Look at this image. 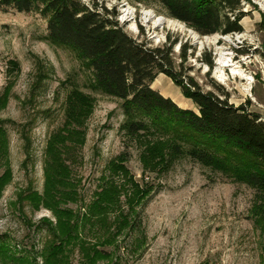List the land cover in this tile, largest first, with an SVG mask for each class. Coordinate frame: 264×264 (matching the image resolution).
Segmentation results:
<instances>
[{
  "label": "rangeland",
  "instance_id": "obj_1",
  "mask_svg": "<svg viewBox=\"0 0 264 264\" xmlns=\"http://www.w3.org/2000/svg\"><path fill=\"white\" fill-rule=\"evenodd\" d=\"M81 2L90 8L97 4L103 13L115 10L117 16L108 18L117 20L137 42L172 48L175 72H181L185 82L191 77L204 92L221 97L227 93L230 104L245 105L264 119V0H241L237 13L244 14L242 32L213 36H201L172 19L157 0ZM127 8L132 16L125 13ZM146 12L155 19L147 21ZM159 18L165 23L156 24ZM47 25L38 12L0 10V123L7 130L0 144V239L17 256H30L43 264L41 252L52 238L44 220L55 222V218L42 206L35 210L24 196L43 192L47 142L56 132L65 136L67 97L78 88L94 101L83 125V143L77 146L65 139L58 150L80 200L65 208L83 215L82 207L112 178L110 162L122 154L128 156L125 165L130 175L146 192L133 207L135 230H125L114 245L100 247L111 257L97 264H264V213L258 210L257 192L188 157L171 165L144 163L139 145L119 132L124 120L121 101L90 88L91 73L76 54L46 41ZM194 34L203 45L194 41ZM229 37L232 43L225 40ZM184 47L187 59L182 62ZM222 48L247 80L235 76L233 67L225 68V81L216 75ZM205 58L212 60V68ZM151 87L179 107L198 113L167 76L160 74ZM121 200V215L129 214V205L125 198ZM100 227L93 228L99 230L101 240L108 236L106 230H116L115 225ZM87 240L97 239L90 233ZM68 263L80 264L77 249L69 252Z\"/></svg>",
  "mask_w": 264,
  "mask_h": 264
},
{
  "label": "trees",
  "instance_id": "obj_2",
  "mask_svg": "<svg viewBox=\"0 0 264 264\" xmlns=\"http://www.w3.org/2000/svg\"><path fill=\"white\" fill-rule=\"evenodd\" d=\"M157 1L172 19L183 22L201 36L243 31L244 14L237 13L241 0ZM94 6L90 8L81 0H0V10L40 13L48 23L46 41L76 54L83 68L91 73L90 88L94 92L121 101L124 120L119 132L139 145L144 163L157 161L156 165H171L188 157L254 189L261 202L258 210L264 213V119L249 112L245 105L230 104L227 93L221 97L204 92L191 77L185 82L180 78L181 72H175L172 48H151L137 42L117 20L108 18L117 16L115 10L104 9L103 13L97 4ZM180 58L186 61V47ZM204 61L213 67L210 58ZM160 74L181 88L198 113L179 107L151 87ZM67 98L65 136L56 132L47 142L43 192L32 191L24 197L35 210L42 206L55 218V222L44 220L52 238L41 252L43 264H69V252L76 249L80 264H97L111 257L100 251V247L114 245V240L125 230H135L133 215L137 213L133 207L146 192L130 175L125 165L128 156L122 154L110 162L112 178L106 179L93 200L82 207L83 215L65 208L80 200L68 167L60 157L63 154L58 150L65 139L77 146L83 143V125L94 101L78 88L72 89ZM6 133L0 123V144ZM122 197L131 211L126 215L120 213ZM113 216L114 220H109ZM96 225L100 229L115 225L116 230L114 233L106 230L109 234L101 240L97 237L99 230L93 228ZM90 233L97 239L95 242L87 240ZM0 264H37V259L17 256L0 239Z\"/></svg>",
  "mask_w": 264,
  "mask_h": 264
},
{
  "label": "bare ground",
  "instance_id": "obj_3",
  "mask_svg": "<svg viewBox=\"0 0 264 264\" xmlns=\"http://www.w3.org/2000/svg\"><path fill=\"white\" fill-rule=\"evenodd\" d=\"M134 12V11H133ZM125 13L127 14V15H129V14H131V9L130 8H127L126 9V11H125ZM134 14V13H133ZM133 14H131V16L133 15ZM145 16H146V20L147 21H150V20H154L155 19V16H154V14L152 13V12H146L145 13ZM165 19L164 18H159L158 20H156L155 21V23L156 24H164L165 23ZM172 22H169L168 23V25L170 26H172ZM132 27L133 28H136L135 27V25L133 24L132 25ZM193 39H194V41L197 43V44H199V45H203V43L201 42V40L199 39V37L197 36V34H194V36H193ZM227 42H229V43H232V39L229 37V38H226L225 39ZM208 42V41H207ZM229 55L226 53V51H225V49L224 48H222L221 50H220V57H219V59H218V67L215 69L216 71H215V73H216V75L221 79V80H223V81H225L226 79H227V77H226V74H225V68H227V67H233L232 68V72H233V74H235V76L236 75H239V76H241L242 77V79L244 78V79H246L247 78V76H245L242 72H241V70L238 68V67H236V66H234V65H232L233 64V61H232V59L231 58H229L228 57ZM247 80V79H246ZM248 80H251V79H249L248 78ZM251 82V81H250ZM250 89V88H249Z\"/></svg>",
  "mask_w": 264,
  "mask_h": 264
},
{
  "label": "built area",
  "instance_id": "obj_4",
  "mask_svg": "<svg viewBox=\"0 0 264 264\" xmlns=\"http://www.w3.org/2000/svg\"><path fill=\"white\" fill-rule=\"evenodd\" d=\"M237 36V35H236ZM239 43H241V42H239Z\"/></svg>",
  "mask_w": 264,
  "mask_h": 264
}]
</instances>
